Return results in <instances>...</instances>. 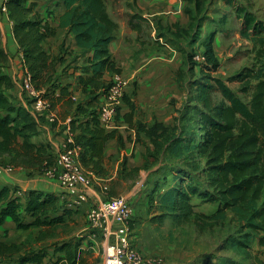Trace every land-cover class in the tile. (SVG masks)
I'll return each mask as SVG.
<instances>
[{
    "label": "trees",
    "instance_id": "1",
    "mask_svg": "<svg viewBox=\"0 0 264 264\" xmlns=\"http://www.w3.org/2000/svg\"><path fill=\"white\" fill-rule=\"evenodd\" d=\"M55 1L64 8L59 16V27L67 29L74 36L82 56L92 53L87 58L88 65L82 68L83 74L76 78L77 86L85 97L83 103H76L68 91L69 85H57L58 58L43 48L44 41L54 35V30L35 10L36 3L31 0H7L5 5L13 24L14 39L22 50L23 66L30 75L34 89L42 92L52 110L56 111L60 106L64 116L69 115L68 110L71 109H74L75 117L87 116L81 122L70 120L71 126L78 122L76 129L79 130L75 135L71 127L70 134L74 146L80 149L83 168L99 177L105 173L101 164L106 144L113 139L121 140L119 132L101 128L97 117L99 97L105 87L104 74L120 73L108 51L117 24L107 11L106 0ZM185 1L192 4L194 9V14L189 10L187 12L191 17L188 24L191 29L210 2ZM224 1L230 6L236 2ZM234 8L242 20L241 35L253 43V63L228 81L239 83L240 92L248 95L249 100L244 102L219 78L208 77L210 83L195 84L196 105L193 109L197 111V122L194 129H198L199 134L191 149L195 150L202 163L198 172L201 185H190L187 177H182L180 186L167 188L158 200L161 209L183 220L193 216L224 222L228 213L233 214L241 236L232 240L231 249L245 252L251 244H256L262 249L258 255L264 258V21L245 6ZM176 27L179 28V25ZM215 34H207L202 42L205 65L200 66L201 71L216 72L219 68L213 47ZM4 61L5 56L0 50V165L42 174L46 167L53 165L55 156L49 151V146L36 145L31 138L37 135L38 122L45 118L34 117L8 96L13 83L2 71ZM182 74V69L176 74L179 83ZM215 89L221 95L219 102H215L212 96ZM158 129L162 127L153 126L150 133L155 135ZM165 132L167 129H162L161 134ZM155 138L152 142L156 145ZM6 156L9 157L8 162L4 158ZM184 185H187L186 188ZM17 190L13 188L10 194L8 188L0 189V225L6 217H10L19 230L42 228L37 238V241H42L52 235L57 227L63 226L71 214L68 210H58V199L53 194L28 191L24 194V201H21L15 196ZM193 196L202 202L215 204L213 213L205 215L195 212L197 205L192 200ZM21 208L30 217L29 221L21 216ZM80 241L56 244L53 264H90L88 260L92 253L90 249H81ZM60 253L63 255L55 256ZM48 256L46 247L35 249L33 244L0 243V264H43ZM258 261L264 264V260Z\"/></svg>",
    "mask_w": 264,
    "mask_h": 264
},
{
    "label": "crops",
    "instance_id": "2",
    "mask_svg": "<svg viewBox=\"0 0 264 264\" xmlns=\"http://www.w3.org/2000/svg\"><path fill=\"white\" fill-rule=\"evenodd\" d=\"M31 2L36 3L35 10L54 30V35L44 41L43 48L47 53L58 58L57 85H69L68 91L72 93L76 103H83L85 97L77 86L76 78L83 74L82 68L88 65L86 61L92 53L82 56L80 49L76 47L74 36L67 29L59 27V16L64 11L62 4L55 0H31ZM183 6L181 0H128L126 18H118V14H116L117 18L113 17L107 10L117 24V30L114 39L108 45V51L115 67L129 80V83L125 90V101L121 104L118 113L121 128L117 132L121 140L109 141L103 150L101 165L105 171L104 175L95 177L94 183L87 189L82 185L79 186V189L84 190L87 196L85 204L79 207L73 206L72 198L67 191L43 173L23 168L7 169L6 166L0 165V189L6 187L10 194L13 188H18L23 194L28 191L53 194L58 199V210L60 212L68 210L71 213L66 218L65 224L55 230L67 231L65 237L51 242L43 239L33 244V248L46 247L49 250L54 248V244L77 240V234L86 232L89 227L85 220L89 207L115 196H122L134 205V219L139 217L140 210H145L148 223L153 227L172 216L160 208L158 197L165 189H159V185L156 184L164 173L167 163L165 164L164 158L146 163V155L154 151L152 140L155 136L162 137V129L173 130V127L180 123L179 112L182 110L180 107H182L184 96L176 74L182 67L183 59L179 52L168 45L162 44L163 47L159 48L158 44L154 43L157 42L154 38V19L159 20L161 17L165 25L169 26L172 24L185 26L188 20L182 10ZM1 7L2 0H0V50L5 56V61L1 68L13 83V88L7 94L15 104L22 106L35 117L31 111L30 100L26 98L21 88V79L25 72L22 50L14 39L13 24L8 14L2 12ZM145 31L148 33L147 37L152 39L151 45L144 42L142 38ZM158 38L161 40V37ZM109 76L108 73L104 74V82ZM59 107L57 106L56 111L54 110L57 115V124L51 125L46 119L39 121L37 135L31 138V142L36 145L49 146V151L55 157L67 138L71 136V127L75 135L79 133L76 129L78 122L71 126L70 120L81 122L87 119L86 115L75 117L74 109L68 110L69 115L64 116ZM153 126H161L162 129H158L155 135H152L150 132ZM165 147L162 148V154L167 153ZM4 158L8 162L9 157ZM171 176L174 179L175 175ZM172 185L170 183L167 188ZM24 199L22 196L21 201ZM20 214L24 220H30L22 208ZM134 219L130 225L132 242L140 251L147 253L149 248L143 245V242H138V236L133 231ZM41 230L42 228L19 230L12 219L6 217L4 223L0 225V243L21 244L28 236L37 239ZM84 241L86 240H81L80 243ZM52 258H54L53 253L44 260L43 264H53Z\"/></svg>",
    "mask_w": 264,
    "mask_h": 264
},
{
    "label": "rangeland",
    "instance_id": "3",
    "mask_svg": "<svg viewBox=\"0 0 264 264\" xmlns=\"http://www.w3.org/2000/svg\"><path fill=\"white\" fill-rule=\"evenodd\" d=\"M181 1L184 4L182 10L188 20L185 26L179 24L169 26L165 25L161 17L159 20L154 19V38L157 40L154 43H157L159 48L163 47L162 44L168 45L179 52L183 59L182 81L179 83L184 96L182 107H180L182 110L179 112L180 123L178 126L175 125L173 130L162 133V137L155 138L154 151H150L146 155V163L147 161L156 162L163 158L165 164L167 163L164 173L156 182L159 189L165 190L170 183L174 187L180 186L179 181L182 177H187L190 185H201L202 179L198 177V172L202 168V163L197 158L195 150L191 149L195 144L196 136L199 134L198 129H194L197 122V111L193 109L196 105L194 101L195 84L210 83L208 77L219 78L244 102L249 100L248 95L240 92L239 83L228 81L229 78L243 68L250 67L253 63V43L249 38L241 35L242 23L234 7L245 6L248 11L264 21V0H235L236 2L231 6L227 5L224 0H207L210 4H206L205 13L200 16L199 20L195 21V26L190 29L188 24L191 17L187 12L189 10L194 14L193 5L185 0ZM127 2L128 0H106V7L113 17L118 14V18H126ZM136 16L139 17L137 14ZM177 25L179 28L176 27ZM209 33H216L213 43L214 54L219 62V68L216 72H210L206 69L200 70V66L205 65L202 56L204 52L202 42ZM147 36L148 33L143 32L144 42L151 45L150 40L152 39ZM158 37H161V40ZM185 57L188 60L185 61ZM212 96L215 102L221 100V95L216 89L212 92ZM120 109L121 105L118 111ZM174 129L177 130L174 131ZM174 139L176 141H173ZM164 146L167 149L166 154L161 153ZM171 175L176 177L173 179ZM186 186L183 187L186 188ZM192 200L197 205L195 208L197 213L209 215L215 210V204L202 202L194 196ZM145 212V210H140L139 217L134 219L133 231L138 236V242H143V245L149 248L147 253L141 252L160 260L161 264H260L258 260H264L261 255H258L262 249L256 244H251L245 252L231 249L232 240L241 236L238 222L231 213H228L224 222H213L193 216L189 217L188 220H183L172 215L153 227L152 224L148 223ZM66 233L67 231L62 230L54 231L52 235L45 237L44 241H56L65 237ZM83 234L86 235L83 236ZM76 237L79 241L86 240L80 244V248L90 249L92 255H90L88 262L101 264L103 234L94 231L89 224L86 232L79 233ZM36 240L35 237L28 236L23 244L40 242ZM53 250L54 248L48 250L49 256ZM138 250L140 249L138 248ZM58 255H63V253Z\"/></svg>",
    "mask_w": 264,
    "mask_h": 264
},
{
    "label": "built area",
    "instance_id": "4",
    "mask_svg": "<svg viewBox=\"0 0 264 264\" xmlns=\"http://www.w3.org/2000/svg\"><path fill=\"white\" fill-rule=\"evenodd\" d=\"M6 2L7 0H2L1 10L7 14ZM128 83L129 80L117 72L110 74L105 83L99 97L97 112L99 126L104 130L118 131L121 128L118 109ZM21 88L26 98L30 100L32 113L35 116H43L50 124H57L56 112L50 108L42 92L34 89L26 69L21 79ZM79 156L80 149L74 146L73 138L70 136L55 157L53 165L46 167L43 172L67 191L72 198L71 204L75 207L87 202L85 191L80 190L79 186L82 185L86 189L91 187L96 177L83 168ZM15 196L21 199L24 194L17 190ZM134 217V205L122 196L111 197L89 207L86 218L90 227L104 236L101 264H161L160 260L143 254L132 242L130 225Z\"/></svg>",
    "mask_w": 264,
    "mask_h": 264
}]
</instances>
